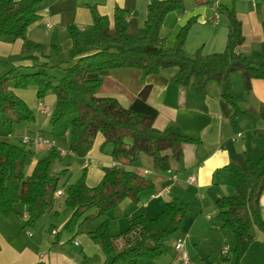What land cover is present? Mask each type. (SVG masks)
Segmentation results:
<instances>
[{
    "label": "trees",
    "instance_id": "16d2710c",
    "mask_svg": "<svg viewBox=\"0 0 264 264\" xmlns=\"http://www.w3.org/2000/svg\"><path fill=\"white\" fill-rule=\"evenodd\" d=\"M185 1L151 0L144 33L134 40L128 33L127 10L116 8L111 24L108 17L92 8L94 48L62 67V63L51 61L50 54L58 49L56 46L47 48L28 37L29 28L41 19L38 10L44 0H0V40H22V61L32 64L11 66L0 77V127L35 122L34 111L14 92L34 87L40 102L48 95L56 97L50 117L52 127L65 117L73 116L68 133L69 150L76 157L85 158L101 136L104 142L100 149L104 151L111 147L114 160L134 166L142 155H146L152 159L156 171H169L172 162L182 158L183 145L198 144L200 141L179 134L172 127L160 131L154 127L152 118L125 108L115 98L100 96L98 91L102 79L93 76L115 69H136L145 78L164 69L175 68L177 73L172 83L193 88L203 96L208 92L209 83L217 82L222 97L234 110V125L241 112L236 103L232 74L240 75L245 92L252 90L254 80L264 82V21L263 62L255 64L238 53L245 37L234 6L217 7L218 12L228 20L227 41L222 53L203 55L201 50L193 56L185 53L186 40L196 20H190L182 27L174 45L167 47L166 39L161 35L164 21L170 13L182 10ZM195 1L206 3L205 0ZM67 32L72 47L77 49L82 33L76 26L68 27ZM130 43L133 44L131 47ZM59 68L64 74L55 84L49 71ZM148 90V87L144 90L143 97ZM33 153L23 142L15 144L0 135V218H23L26 214L25 227H35L52 207L54 196L60 191V183L68 171L52 172L53 163L60 157V152L52 148L28 175ZM224 170L234 176L237 192L226 197L212 194V199L219 227L233 235L230 264H241L255 241L253 231L264 232V151L258 161L247 160L245 169L228 165ZM153 188L148 178L117 166L107 168L100 183L89 187L87 171L83 170L65 194L64 204L71 215L56 240L64 232H75L83 223L103 219L125 200L138 203L140 195ZM187 213L188 205L173 198L157 217L151 218L143 213L135 217L123 233L113 236L110 219H107L88 236L101 245L105 264H139L141 259L154 260L164 254V241L178 233ZM77 235L78 232L75 237ZM72 240L68 243L71 244Z\"/></svg>",
    "mask_w": 264,
    "mask_h": 264
},
{
    "label": "crops",
    "instance_id": "0c3cea01",
    "mask_svg": "<svg viewBox=\"0 0 264 264\" xmlns=\"http://www.w3.org/2000/svg\"><path fill=\"white\" fill-rule=\"evenodd\" d=\"M205 1V4H200L195 0H186L182 10L170 13L166 17L161 35L166 39L167 47L174 45L182 27L190 20H196L189 31L184 47L185 53L188 56H193L198 50H201L203 55L222 53L227 41L228 20L225 15L218 12L217 7L234 6L242 22L245 37V42L238 48V53L247 56L255 64H261L264 0ZM150 2L151 0H44L38 10L41 19L29 28L28 37L47 48L56 46L58 49L51 54L48 52L51 61L53 62L55 57L65 55L57 62L65 67V63L75 62L86 51L94 48L93 36L89 37L93 25L92 8L100 15L108 17L111 24L116 8L127 10L128 33L134 40L144 33ZM70 26H76L82 33L77 49L72 47L67 32ZM22 45L23 41L20 39L0 40V77L11 66L32 65L29 61H22ZM132 45L130 43V47ZM59 71L60 74H64L62 69L59 68ZM176 73L177 69L169 68L159 74L142 78L139 70L115 69L92 77L102 79L98 91L100 96L115 98L125 108L152 118L154 127L160 131L172 127L179 134L200 141L198 144L183 145L182 158L180 161H173L172 168L167 172L156 171L152 159L149 157L148 160L144 155L134 166H127L114 160L112 149L109 147L104 151L100 149L104 142L101 136L97 138L85 158L76 157L69 150L68 130L62 134L52 132L51 136H45L46 129L51 127L50 117L56 97L48 95L40 102L34 87L14 92L34 111L36 117L34 126L39 124L40 126L35 129L18 125L15 130L1 136L8 140L14 138L21 143L23 138L31 134L32 137L29 138L32 140L38 138L55 142L58 152H64L58 159L67 160L64 164L67 166L64 170H68L65 177L71 173L73 166H77V179L82 171L86 170L89 187H96L102 180L105 170L114 166L148 178L154 185L153 190L142 193L138 203L125 200L111 214V234L116 236L123 233L130 227L134 218L143 213L151 218L157 217L168 201L178 198L188 205V213L178 233L172 236L175 238H169L170 255L163 254L158 259L149 260L148 264H178L179 255L174 247L180 238H185V250L194 264H221L220 251L223 246H232L233 235L222 230L219 224L213 221L212 194L217 197L235 195L236 180L224 168L234 165L245 169L247 160L258 161L264 151V82L254 80L252 90L245 92L240 75L232 74L236 103L241 112L234 125L232 122L234 110L222 97L217 82H210L208 92L203 96L193 88L172 83L171 80ZM147 87L148 94L143 97L142 94ZM238 134L241 136L236 138ZM28 146L32 147L34 152L27 170V174L30 175L37 162L45 158L51 149L41 141ZM165 191H168L166 195L163 194ZM58 200H54L52 207L46 212L44 217L47 221L40 220L35 227H25L26 214L23 218L17 216L0 218V264H105L106 258L101 245L94 243L89 236L84 240L81 253L64 248L66 244L81 247L82 243L76 239L71 238L73 240L69 244L68 241L71 239L63 238L61 234L56 240L61 230L54 223L61 216V203L57 204ZM262 212L264 213V193ZM208 216L211 218L208 219ZM55 242L57 243L54 244ZM75 242H78V246ZM263 242L264 236L255 237L241 264H264Z\"/></svg>",
    "mask_w": 264,
    "mask_h": 264
},
{
    "label": "rangeland",
    "instance_id": "374dc122",
    "mask_svg": "<svg viewBox=\"0 0 264 264\" xmlns=\"http://www.w3.org/2000/svg\"><path fill=\"white\" fill-rule=\"evenodd\" d=\"M92 36L93 35H92V31H91L89 33V37L91 38ZM63 56L65 57V55H63ZM63 56L61 55V56L55 57L54 60H53V62L54 63H57L58 61L62 60V57ZM49 73L54 77V83L55 84H57L58 81H59V79L63 77V74H60L59 69L50 70ZM237 76H239V74ZM35 113H36V111H35ZM36 115L38 116L37 113H36ZM72 119H73V116L72 115L71 116H67L64 119H62L61 121H59L54 126L55 128L54 127L52 128V126L50 125L51 127H48V129H46L47 132L45 133V136H51L50 133H52V132L62 134L64 132H66L67 130L69 131L70 130V126H71ZM22 126H27V127H31V128L33 127V128L36 129L37 127L40 126V124L37 125V126H34L33 123H25V124H22ZM16 128H17V125L16 126H13V127H0V135H7L10 132V130H15ZM29 137H32L31 134H29ZM9 141L12 142V143H15V144H20L18 142V140L14 139V138H10ZM29 149L32 150V147H29ZM109 149L111 150L112 148L109 147ZM66 152H68V150H66ZM144 156L148 160L150 159L146 155H144ZM66 162H67V160L66 161H63V160H60V159L56 160L53 163V165H52V172L53 173H59L62 170L66 169L67 166L64 165ZM30 164H31V158L29 160L28 167L30 166ZM77 169H78L77 166H73V168L70 170L71 173L67 177H65L64 179H62V181L60 183V188H61V190L65 194H67V189H66L67 186L72 185L76 181V179L78 177L76 175V170ZM64 200H65V196L59 198V200L57 201V204L61 203V206H60L61 207V216H60V218L58 220H55L54 221V223L57 226H59L60 228H62L63 225L69 220L70 214H71V211L65 206ZM113 212L114 211H111L110 213H108V215L106 217H104L101 220H98V221H95V222H86V223H83L82 226L79 227L78 229H76V231L73 232V233H67V232L62 233L63 238H66V239L69 238V239H71V238L74 237V239H76L77 241H79L80 243H82V246L81 247H74L73 245L66 244V246L64 248H67V249L71 248L72 250L74 249V250H77L79 253H81L83 251V248H84V245H83V243H85L84 240H87V238H88V232L91 231V230H95L103 221L112 218V215L111 214ZM212 213H213L212 214L213 221L215 223H218V221H217V211H216V209L214 207V204L212 206ZM42 221L45 222L47 220L44 217V218L41 219V222ZM32 230H35V229L32 228ZM78 230H79V233L75 237V235L78 232ZM227 232H229V234L232 235V233L230 231H227ZM253 235L256 238H259V237L264 236V232H261V231L255 229L253 231ZM171 238L174 239L175 237H171ZM170 239H168L167 241H165L164 256L170 255V253H169V248L171 246L170 245V242H169ZM149 260H151V259H144V260H142L140 262V264H148L150 262Z\"/></svg>",
    "mask_w": 264,
    "mask_h": 264
},
{
    "label": "built area",
    "instance_id": "2783aa9c",
    "mask_svg": "<svg viewBox=\"0 0 264 264\" xmlns=\"http://www.w3.org/2000/svg\"><path fill=\"white\" fill-rule=\"evenodd\" d=\"M240 136H241V134H238L236 136V138H238ZM39 141H41L44 144H47L50 149L56 148L55 142L49 141V140L38 139V138L32 140L28 137H25L22 140V142L25 145H30L32 143H38ZM60 154L64 155V152L60 151ZM167 193H168V191H165L163 194L166 195ZM64 196H65V193L63 191H57L55 196H54V200H57V199L64 197ZM210 218H211V216H208V219H210ZM75 245L78 246V242H75ZM174 249L179 255L178 264H194V262H192L190 260V258L188 257V254L185 250V238L178 239L176 244H175ZM220 258H221V261L225 262L224 264H230L232 262V258H233L232 248L229 246H223L221 251H220Z\"/></svg>",
    "mask_w": 264,
    "mask_h": 264
}]
</instances>
